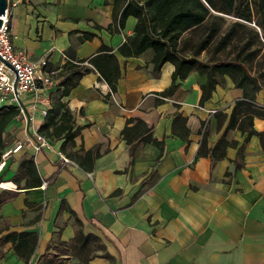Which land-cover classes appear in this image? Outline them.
<instances>
[{
	"label": "crops",
	"instance_id": "obj_1",
	"mask_svg": "<svg viewBox=\"0 0 264 264\" xmlns=\"http://www.w3.org/2000/svg\"><path fill=\"white\" fill-rule=\"evenodd\" d=\"M9 2L13 46L24 50L34 64L46 58L57 83L66 61L88 59L102 44L113 49L121 72L115 93L109 94L107 84L91 71L64 98L79 130L72 151L99 149L100 157L91 172L72 161L63 162L61 141L52 140V150L42 148L38 153L27 145L0 173V181L12 182L21 159L30 154L41 184L46 183L44 188L17 190L0 208L12 229L37 233L33 259L51 241L72 242L76 230L81 229L83 235L100 238L109 255L91 257L87 264H264V151L259 139L249 138L244 166L236 172L233 161L237 148L228 147L214 164L208 157L197 156L202 123L208 146H213L222 136L242 90L223 76V86L217 85L211 98L201 104L200 88L206 84V77L192 72L176 81L172 94L161 96L171 85L173 65L165 63L155 73L151 49L129 58L117 53L132 35L136 19L128 17L122 32H109L112 0ZM85 33L94 36L84 39ZM252 66L251 74L255 75L257 68ZM259 82L263 87L255 102L264 105V79ZM56 89L57 85H52L40 91L37 96L47 103L35 110L30 109V95L21 97L30 113V129L37 130L43 123L40 111L50 108L49 98ZM175 113L187 119L188 144L171 134ZM219 114L227 115L220 130ZM128 118L142 120L152 136L162 141V149L139 144L132 150L129 163V147L121 137ZM19 119L6 129L14 138L9 146L25 142L24 125L11 132ZM253 128L264 131V119L254 118ZM245 137L233 130L225 139L239 147ZM225 172L232 175L225 177ZM23 185L24 180L20 187ZM115 191L119 193L113 195ZM4 246L7 253L0 264H23L10 243Z\"/></svg>",
	"mask_w": 264,
	"mask_h": 264
},
{
	"label": "trees",
	"instance_id": "obj_2",
	"mask_svg": "<svg viewBox=\"0 0 264 264\" xmlns=\"http://www.w3.org/2000/svg\"><path fill=\"white\" fill-rule=\"evenodd\" d=\"M112 5V22L107 28L109 32H122L128 17L136 19L132 35L126 37L117 48V53L121 57H137L145 50L151 49L153 51L151 64L155 73H158L165 63L173 65L171 85L160 93L161 96L172 94L176 89V81L184 80L192 72L206 77V84L200 88L201 104L211 98L217 85H223V76L229 77L234 88L242 90V97L234 102L222 136L213 146H208L206 126L204 122L202 123L204 132L200 135L197 156L208 157L211 164H214L224 157L228 147L237 148L233 161V172H236L244 166L245 145L251 136L259 139L264 151V131L257 132L253 128L254 118L264 119V105L255 102L256 94L263 87L259 79H264V69L262 70L264 62L257 67L255 75L251 74L253 61L261 51V47L254 49L251 47L255 42L262 44L260 40H264V6L259 12L260 20L254 22L247 0H112ZM225 16L235 20L226 25L228 23ZM243 23H254L259 31ZM83 36L84 39H91L94 35L85 33ZM233 40L240 45L233 50H227ZM205 53L210 54V57L204 62L199 57ZM219 55H222V59L217 57ZM91 71H95L99 80L107 84L109 94L116 92L117 82L121 76L119 63L113 49L102 44L88 59L68 60L63 64L58 75L60 81L57 89L49 98L50 108L37 129V133L49 141H61L59 146L61 154L85 172L92 171L95 161L100 157L99 149L95 146L86 151L83 148L72 151L79 130L75 128L73 116L64 98L77 86L79 80ZM217 76L221 78L220 81L217 80ZM18 117L20 118V111L15 105L0 109V156L14 140L6 132V128ZM216 117L220 130L227 115L219 114ZM186 123L185 117L175 113L171 123V134L188 144L189 129ZM233 130L246 136L239 147L235 141L225 139L228 132ZM121 137L129 147V163L132 162L131 153L135 146L151 144L162 149L163 145L162 141L152 136L150 128L137 118L126 119ZM231 175L232 173L225 172V177ZM23 180L24 185L21 188L20 182ZM12 183L16 185V191L33 189L41 185L32 155L23 156ZM16 191L0 192V208L14 198ZM118 193L119 191H115L113 195ZM0 220V249L10 243L15 256L24 264H29L37 247V233L12 229L11 224L1 214ZM58 242L68 244L64 241ZM70 243L77 245L85 253L92 248L101 253L82 257L77 262L69 264H87V261L95 256L109 257L104 251L105 245L101 239L94 235H83L81 229L76 230L75 237ZM47 257H51V254L45 251L39 258Z\"/></svg>",
	"mask_w": 264,
	"mask_h": 264
},
{
	"label": "built area",
	"instance_id": "obj_3",
	"mask_svg": "<svg viewBox=\"0 0 264 264\" xmlns=\"http://www.w3.org/2000/svg\"><path fill=\"white\" fill-rule=\"evenodd\" d=\"M11 8L12 5L8 0L5 15L4 17L0 16V20H2L0 27V109L10 105L17 106L13 91L14 81L17 79V93L19 97L30 95V109L35 110L37 105L47 103L46 100L40 99L37 94L52 86V76L54 72L48 69V61L46 58L43 57L34 64L30 61L29 56L24 50L16 49L13 46L10 31ZM3 62L10 65L15 73L9 70ZM46 111L47 110L42 109L40 115L45 117ZM213 113L214 111L210 112V114ZM21 117L23 118V115L20 111V118ZM30 132L39 145L36 146L24 132L25 142H15L2 152L0 156V173L6 167L9 160H11L15 154L22 151L27 145L32 148L34 153H38L42 148L52 150L53 146L48 139L38 134L37 130L30 129ZM203 132L204 127H201L200 135ZM60 156L63 162L69 163L66 157L63 155ZM41 186L44 188L46 183L43 182ZM0 190L16 191V185L11 181L1 180Z\"/></svg>",
	"mask_w": 264,
	"mask_h": 264
},
{
	"label": "rangeland",
	"instance_id": "obj_4",
	"mask_svg": "<svg viewBox=\"0 0 264 264\" xmlns=\"http://www.w3.org/2000/svg\"><path fill=\"white\" fill-rule=\"evenodd\" d=\"M247 1H248V4L250 5V8H251L253 21L254 22H258L260 20L259 12L263 10L264 0H247ZM225 19H226V21L228 23L226 25H229L230 22L235 20V19L228 18L226 16H225ZM243 24L245 26H247V27L257 29L255 27L254 23H249V24L243 23ZM257 31H259V30L257 29ZM259 34L261 35L260 32H259ZM260 41H261L262 44H260L258 42H255V44L251 47V49H254L255 47H261V51L259 52L257 58L253 61V64H254V66L256 68L259 67V65L264 62V56H263V53H264V40L261 39ZM239 45L240 44H238L237 42H235V40H233L230 43V45L227 47V50L228 49L233 50L236 47H238ZM209 57H210V54H206L205 53V54H202L199 57V59L201 61L205 62ZM217 57L219 59H222V55H219ZM55 79H56V75L54 74L52 76V83H53L52 85H58V83L55 81ZM220 79L221 78L219 76H217V80L220 81ZM10 124L11 123H9V125ZM21 124H22V126L24 125V119L22 117H21V119L16 121L15 124H13L11 126V132H14V131H17V129H20L21 128ZM1 191L2 190H0V192ZM0 222H1V220H0ZM4 248H5V246H3L0 249V259L4 258L5 257V253H7V252H5ZM45 251H48L51 254V257H47L46 259H44V258H39L40 257V255H39L34 260L33 259V255H32L29 264H69V263H72V262H77L82 257H87V256H89L91 254L98 253V250L96 248H92L89 252L85 253L83 250H81L77 245H75L73 243L61 244L59 242H53V243L49 244ZM49 258H51V259H49Z\"/></svg>",
	"mask_w": 264,
	"mask_h": 264
},
{
	"label": "water",
	"instance_id": "obj_5",
	"mask_svg": "<svg viewBox=\"0 0 264 264\" xmlns=\"http://www.w3.org/2000/svg\"><path fill=\"white\" fill-rule=\"evenodd\" d=\"M8 4V0H0V16L4 17L5 12H6V7ZM2 24V20H0V27ZM7 68H9V70H11L13 73H15L13 71V69L10 67V65H8L7 63L3 62ZM13 91H14V95H15V99L17 101V107L20 109L22 115H23V119H24V130L26 135L33 141V143L38 146L39 143L35 140V138L32 136L31 132H30V123H31V117H30V113L27 110L26 106L24 105V103L22 102L21 98L19 97L18 93H17V79H15L14 84H13Z\"/></svg>",
	"mask_w": 264,
	"mask_h": 264
}]
</instances>
